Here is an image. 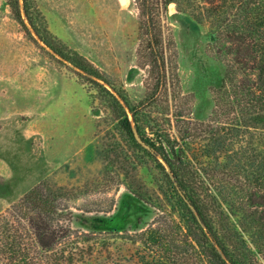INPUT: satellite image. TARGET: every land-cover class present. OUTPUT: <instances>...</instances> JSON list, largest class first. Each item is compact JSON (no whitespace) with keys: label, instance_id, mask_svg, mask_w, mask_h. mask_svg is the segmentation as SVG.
I'll list each match as a JSON object with an SVG mask.
<instances>
[{"label":"trees","instance_id":"16d2710c","mask_svg":"<svg viewBox=\"0 0 264 264\" xmlns=\"http://www.w3.org/2000/svg\"><path fill=\"white\" fill-rule=\"evenodd\" d=\"M132 1L139 14L137 65L149 81L137 102L53 35L33 0L7 5L107 111L108 181L122 176L125 189L158 215L134 233L73 230L66 224L72 210L106 214L112 201L106 209L77 208L79 189L43 179L0 213V264H107L105 237L137 247L138 264H264V0ZM170 4L196 24L208 23L218 53L229 59L205 122L190 118L180 94L165 36ZM141 170L154 190L139 178Z\"/></svg>","mask_w":264,"mask_h":264},{"label":"rangeland","instance_id":"374dc122","mask_svg":"<svg viewBox=\"0 0 264 264\" xmlns=\"http://www.w3.org/2000/svg\"><path fill=\"white\" fill-rule=\"evenodd\" d=\"M21 0H19L20 3ZM48 30L68 48L105 73L131 100H141L149 84L137 65L139 14L132 0H33ZM165 36L180 94L190 118L205 122L212 90L221 86L228 58L217 51L210 25L196 24L168 6ZM0 0V213L39 181L77 188V208L113 206L109 213L72 210L67 222L83 233L139 232L158 211L137 200L123 177L108 181L103 149L110 141L107 111L94 101L78 76L40 48ZM167 44V43H166ZM185 103V104H184ZM173 105L169 101V106ZM166 102H159L163 111ZM173 109L171 108V111ZM155 179L156 172L152 173ZM139 178L154 190L151 176ZM107 264H138L131 243L105 237Z\"/></svg>","mask_w":264,"mask_h":264}]
</instances>
